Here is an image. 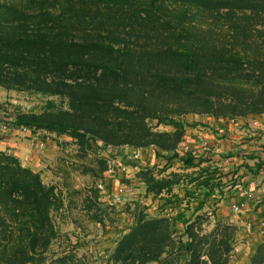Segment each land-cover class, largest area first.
Here are the masks:
<instances>
[{"label":"trees","instance_id":"obj_1","mask_svg":"<svg viewBox=\"0 0 264 264\" xmlns=\"http://www.w3.org/2000/svg\"><path fill=\"white\" fill-rule=\"evenodd\" d=\"M171 4L181 9L171 14ZM0 86L58 98L10 124L70 136L83 153L102 148V173L118 157L108 147H155L192 167L196 158L176 153L184 118L264 114V0H0ZM154 170L137 173L146 193L170 192L177 180ZM63 198L41 172L0 151V264L45 261L57 233L51 213ZM135 213L115 264H147L173 247L176 218ZM201 228L198 219L186 225L178 251L190 254L188 264H205L204 254L229 264V229L200 236ZM247 264H264V241Z\"/></svg>","mask_w":264,"mask_h":264},{"label":"crops","instance_id":"obj_2","mask_svg":"<svg viewBox=\"0 0 264 264\" xmlns=\"http://www.w3.org/2000/svg\"><path fill=\"white\" fill-rule=\"evenodd\" d=\"M185 122L187 126L184 141L176 153L180 157L196 158L195 166L184 167L182 160L172 157V153L165 155L163 152L160 157L155 147L143 149L142 157L139 160H130L131 162L123 157L129 159L136 150L134 148H116L117 152L113 153L118 155L116 159L128 164L127 171L119 175H123L121 180L134 189L141 187L144 197L150 199L149 203H144L146 217L176 218V226L171 232L173 247L167 248L158 260L147 264H188L190 254L178 250L181 241H188L186 225L197 219L202 228L194 231L200 236L209 235L218 226L228 228L233 248L229 264H247L249 257L264 241V114L222 120L191 115L185 118ZM163 130L174 132L175 128L165 126L162 127ZM55 138L53 135V141ZM35 140V136L20 129L0 136V151L13 154L26 167L37 171L40 169L38 167L45 166L42 161L46 157L45 164H49L51 149H38ZM116 159L112 162L117 163ZM144 168L157 169V174H162V178L174 176L177 182L170 192L165 189L158 196L152 192L146 193L143 182L137 176L138 171ZM47 172L50 171L45 173ZM111 176L109 172L108 177ZM108 187H111L110 191L117 188L113 181ZM138 197L135 194L121 197L118 203L131 208L137 203ZM63 203L70 209L65 217L71 221L72 199L64 196ZM111 204L115 205L113 202ZM236 205H240V211L234 209ZM135 212L131 210L129 214H118L121 216L122 225L115 224L103 228L104 230H101V222H96V226L101 227L100 233L105 235L98 252L110 264H114L110 257L117 242L131 230ZM187 220L189 222L186 224ZM201 259L205 264H211L206 254Z\"/></svg>","mask_w":264,"mask_h":264},{"label":"rangeland","instance_id":"obj_3","mask_svg":"<svg viewBox=\"0 0 264 264\" xmlns=\"http://www.w3.org/2000/svg\"><path fill=\"white\" fill-rule=\"evenodd\" d=\"M180 9L181 5L179 4L170 5L171 14ZM209 23H211V20L208 21ZM207 26L204 25L203 29L209 30V26ZM220 26L221 23L217 24L218 30ZM49 99L59 102V99L55 97L48 98L27 90L6 89L0 86V117L9 121L10 119H16L20 112H41ZM170 126L174 127L173 125ZM162 127H165V125H159L155 130L162 132ZM17 130L20 129L15 128L10 134ZM27 133L34 136L31 130H27ZM38 133L40 134L37 138L35 137V146L43 151L50 149L51 151L49 164H45L46 157V160L42 161L45 166L38 167L40 169L36 172L42 173L46 183H56L58 193L72 199L73 204L71 205V221H68L69 219L65 217L67 211L70 210L67 205L63 204L58 209L52 210L51 214L57 230L56 238L52 241L45 254V261L41 264H61L59 262L60 258L66 259L64 264H110L98 252V248L101 246L100 243L105 237L104 234L100 233V228L102 227L101 230H104L103 228L112 227L115 224L117 226L122 225L121 216H118L122 212L129 214L131 210H135L144 213V203H149L150 199L147 196L144 197V190L141 187L134 189L121 180L123 175L120 177L119 175L128 169V164L126 162L124 164L123 160L116 159L117 163L111 162L108 170L112 172L106 170L102 173L100 171V159L104 154L102 148L93 146L94 148L83 153L77 142L70 136L62 135L53 141L52 134H46L42 131ZM45 134L49 139L44 140L45 145L42 146L39 141ZM106 150L111 153L117 152L115 147H108ZM103 158L105 157L103 156ZM123 159L127 162L136 160L134 152L129 159L125 157ZM46 171L50 172L46 174ZM109 172L112 174L110 178L108 177ZM154 174L157 177L162 176V174H157V169L154 170ZM50 175L51 178H49ZM125 179H127L126 176ZM111 181L116 183L117 187L112 191H110L111 187H108ZM134 194L139 195V197L137 203L131 208L118 203L119 198ZM94 198L96 199L95 204L93 203ZM111 200L115 205L112 206ZM88 204L92 205L89 207ZM129 208L130 210H128ZM100 218L102 220L99 228L96 226V222H99ZM130 222L132 221L130 220Z\"/></svg>","mask_w":264,"mask_h":264},{"label":"built area","instance_id":"obj_4","mask_svg":"<svg viewBox=\"0 0 264 264\" xmlns=\"http://www.w3.org/2000/svg\"><path fill=\"white\" fill-rule=\"evenodd\" d=\"M20 129L23 130V131H27V130H28V129L25 128V127H22V128H20ZM12 130H15V128H13L12 125L10 124V120L7 121V120L2 119V118L0 117V136L3 137V136L8 135V134H10V132H12ZM39 134H40V133H36L34 136H35V137H38ZM44 140L47 141L48 138H45L44 135H43L42 138H40V141H39V143H41L42 146L45 145V141H44ZM141 157H142V149H136V150L134 151V158H135L136 160H139ZM120 165H121V164H120ZM109 171H111V170H109ZM111 172H112V171H111ZM240 208H241L240 205H236V206L234 207V209H235L236 211H240Z\"/></svg>","mask_w":264,"mask_h":264}]
</instances>
